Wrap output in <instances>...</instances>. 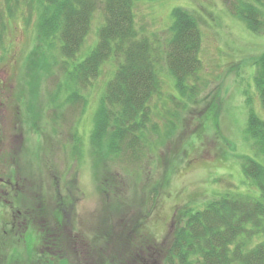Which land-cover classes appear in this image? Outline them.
<instances>
[{"label": "rangeland", "instance_id": "374dc122", "mask_svg": "<svg viewBox=\"0 0 264 264\" xmlns=\"http://www.w3.org/2000/svg\"><path fill=\"white\" fill-rule=\"evenodd\" d=\"M229 3L152 0L136 4L138 28L160 44L170 37L173 9L197 15L202 33L198 96L191 101L182 97L163 67L162 90L152 100L158 132L152 130L148 136L144 157L110 159L96 167L90 140L94 115L119 60L106 62L87 86L81 83L79 96L85 101H68L76 87L66 71L95 48L104 23L102 8L94 15L75 60H62L57 51L39 64L33 56L38 47L36 1L0 0V264H27L29 253L19 242L21 236L33 250L43 225L58 233L54 220L64 222L61 236L76 222L87 247L86 238L95 229L109 237L112 228L113 235L122 234L128 249L132 243L131 247L142 246L147 253L141 251L146 261L134 257L133 264H162V253L157 260L149 254L154 252L153 244H159L162 252L170 242L180 209H202L224 194L254 195L258 186L244 176L242 164L244 157L264 162L255 157L245 137L249 106L264 118L252 63L264 53V35L253 34L234 17ZM213 102L220 105L216 118L209 114ZM105 178L111 188L102 193ZM139 222L144 227L136 234L127 229L129 223L137 227ZM98 248L90 251L92 257L85 264H100L103 249Z\"/></svg>", "mask_w": 264, "mask_h": 264}, {"label": "trees", "instance_id": "16d2710c", "mask_svg": "<svg viewBox=\"0 0 264 264\" xmlns=\"http://www.w3.org/2000/svg\"><path fill=\"white\" fill-rule=\"evenodd\" d=\"M35 1L38 10L35 31L38 47L33 56L39 64L49 57L48 53L52 56L57 51L62 60H75L90 34L94 15L99 7L102 8L104 23L98 31L95 48L72 70L67 68L66 77L73 83L72 87H76L68 101H85L79 96L81 83L87 86L91 79L100 75L106 62L113 58L119 60L115 75L108 82L94 115L90 138L93 163L96 167H102L110 159L133 161L143 158L148 136L152 130L158 132V125L153 121L152 100L162 90V68L166 67L182 97L191 101L198 96L202 33L197 15L187 9H173L170 37L165 44H160L152 36L145 35L136 23V4L152 0ZM229 1V10L234 17L244 22L253 34L264 35V0ZM29 60L34 62L31 57ZM38 63L36 67L40 69L42 65ZM252 63L255 68L254 83L264 111V53ZM43 71L46 72L45 68ZM173 99L177 101L175 96ZM219 106L213 102L209 114L214 118L218 116ZM245 137L255 157L264 160V118L251 106ZM242 170L244 176L258 186L254 195L224 194L202 209H180L176 213L179 225L172 233L170 242L161 252L159 244H153L152 240L155 247L149 257L155 255L157 260L162 253V264H264V241L260 242V235L264 233V162L244 157ZM103 181L101 192L105 193L111 186L106 178ZM63 223L54 222L59 231ZM142 223L139 222L137 227L129 223L127 229L136 234L138 228L144 227ZM68 226L71 229L64 230L62 236L59 231H49L46 224L40 229L42 233L39 231L36 234L32 230L39 238L33 250L26 236H21L19 242L29 253L24 262L85 264L92 257L90 251L101 246L104 253H99L100 264H133L134 257H138L140 263L147 259V256H141V251L147 255L142 246L137 249L129 243L128 249L120 236L122 234L113 235L112 228L109 237H106L104 230L97 232L95 229L93 235L86 238L87 247L84 234H78L76 222ZM141 232L148 234L145 230ZM71 235L75 237L72 241L68 238ZM113 237H117V240L114 241ZM108 255L109 259L106 260Z\"/></svg>", "mask_w": 264, "mask_h": 264}, {"label": "flooded vegetation", "instance_id": "af4514ba", "mask_svg": "<svg viewBox=\"0 0 264 264\" xmlns=\"http://www.w3.org/2000/svg\"><path fill=\"white\" fill-rule=\"evenodd\" d=\"M13 189H14V187H12ZM53 221V220H52ZM13 222V221H12ZM23 222V221H22ZM53 222H58V221H56V220H54Z\"/></svg>", "mask_w": 264, "mask_h": 264}]
</instances>
